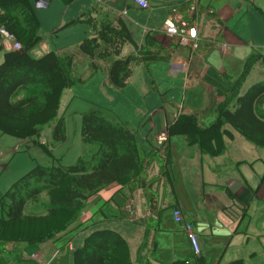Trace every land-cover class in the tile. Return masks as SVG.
Masks as SVG:
<instances>
[{
	"label": "crops",
	"instance_id": "obj_1",
	"mask_svg": "<svg viewBox=\"0 0 264 264\" xmlns=\"http://www.w3.org/2000/svg\"><path fill=\"white\" fill-rule=\"evenodd\" d=\"M148 1L147 7H141L134 0H31L45 50L73 52L74 71L83 79L65 89L61 99L66 94L69 105L77 98L83 100L88 108L80 114L93 105L105 107L109 116L130 126L146 151L155 147V133L165 130L179 112L197 114L202 126L211 123L217 103L240 74L246 57L252 52L264 54V0ZM93 7H101L102 16L124 20L138 42L152 33L166 50V58L136 64L123 88L112 87L107 81L112 58L101 60L92 71L90 61L78 49L80 41L90 34V27L83 21L71 23ZM171 14L187 22L181 41L164 28ZM1 43L5 49L12 47L4 38ZM132 50L131 44H125L122 54ZM262 65L255 63L251 71L260 74ZM242 88L243 84L241 92ZM21 142L31 147L25 140ZM17 147L15 139L5 148L0 145V190L10 186L14 173L31 165L30 160L18 157L21 153H16ZM167 150L170 183L159 186L154 203L156 211L160 210L156 229L147 230L135 222L148 213L144 192L137 190L125 198L115 193L118 185L111 184L88 200L81 216L85 220L103 207L111 218L73 237L62 233L39 244L8 243L0 264H73L74 248L94 228L118 231L128 243L130 264H226L235 259L257 264L252 261L256 252L247 215L252 206L264 207V174L256 180L264 167L252 160L264 159V152L230 153L227 143L222 154L210 156L196 145H188L182 135L169 137ZM6 157L10 158L3 163ZM12 163L16 171L9 172ZM156 171L154 166L152 172ZM129 207L132 216L126 214ZM173 207H179L184 221L192 223L201 249L198 257L193 256L182 223L175 221ZM95 219L101 220L98 216Z\"/></svg>",
	"mask_w": 264,
	"mask_h": 264
},
{
	"label": "trees",
	"instance_id": "obj_2",
	"mask_svg": "<svg viewBox=\"0 0 264 264\" xmlns=\"http://www.w3.org/2000/svg\"><path fill=\"white\" fill-rule=\"evenodd\" d=\"M261 14L264 17V12ZM81 21L90 27V34L80 41L78 49L90 61L92 71L101 60L112 58L107 69V81L112 87L123 88L136 64H149L167 56L152 33H146L142 42L136 41L124 20L102 16L101 7H93L86 16L80 14L71 23ZM2 27L14 34L20 47L6 49L0 62V134L25 140L44 152L50 162H36L0 195V256L8 243L39 244L62 233L73 237L111 218L103 207L85 220L81 217L88 200L111 184H117L115 193L125 198L143 191L148 213L135 222L144 224L147 230L156 229L160 210L156 211L154 203L159 186L170 183L168 144L163 150L155 146L146 151L125 121L109 116L105 107L93 105L81 113L80 135L82 142L94 148L82 152L74 163L63 164L42 133L49 124L54 142L66 138L64 115L59 114L61 95L83 82L74 71V53L50 50L37 58L30 55V49L42 38L31 0H0ZM1 42L0 35V48ZM125 44L133 46L128 54H122ZM257 62L264 63V54L252 52L246 57L240 74L217 103L211 123L202 126L197 114L179 112L167 123L168 138L182 135L201 153L217 156L226 149L225 138L234 137L233 129L264 147V80L241 92ZM154 166L156 173L152 172ZM126 214L132 216L128 209ZM73 264H130L128 243L114 229L94 228L74 248ZM226 264L244 263L235 259Z\"/></svg>",
	"mask_w": 264,
	"mask_h": 264
},
{
	"label": "rangeland",
	"instance_id": "obj_3",
	"mask_svg": "<svg viewBox=\"0 0 264 264\" xmlns=\"http://www.w3.org/2000/svg\"><path fill=\"white\" fill-rule=\"evenodd\" d=\"M41 34V32H40ZM42 35V34H41ZM44 38L42 37L40 42L32 47L29 51L30 55L34 58H37L46 52L50 51V49L45 50L44 45ZM7 44H4L6 46ZM5 47L0 48V62L3 59V52L5 51ZM261 67H264L262 65ZM264 80V68H261L260 74H257L255 70L251 71V73L246 78L245 82L243 83L242 92H244L252 83L257 81ZM66 91V90H65ZM64 91V92H65ZM70 99L66 94L62 96L61 99V109L59 111L60 115H64L65 126H66V138L64 141L61 142H54L51 138V128L48 125L45 126L43 130V137L46 141H48L54 155L56 157H60L61 162L63 164H72L75 162L76 158L85 150H92L94 148L93 144L84 143L81 140L80 135V112L86 110L88 107L83 100L79 98L75 99L74 102L69 105ZM233 130V129H232ZM5 138L0 139V145L5 148L9 146V143L12 139H15V143L18 144L16 153H21L18 157H23L25 161L30 160L31 165L21 171H18L13 174V163L9 166V172L13 171V176L10 178L12 181L11 183L18 178L20 175L27 172L32 166L38 162L41 164H47L50 162L49 157L42 152L39 148L36 147H27V145L23 144L21 140L13 138L9 135L2 134ZM234 135H236V139H226V146L228 143V151L231 153H243V152H264V147H260L255 145L254 143L248 141L243 136H241L238 132L234 130ZM9 139V140H6ZM14 144V143H13ZM12 146V145H11ZM11 156V154H10ZM10 157H6L3 159V163L7 162ZM253 163H258L261 167H264V159H258L255 157ZM256 160V161H255ZM252 163V164H253ZM12 169V170H11ZM259 166L256 167V172H259ZM238 173V170L236 172ZM16 174V175H15ZM261 175L256 178L257 181H260ZM5 175H8L7 172ZM1 177V176H0ZM10 177V176H9ZM2 180H0L1 182ZM3 189L0 190V195L7 189V187H1ZM5 188V189H4ZM132 209V208H131ZM250 218V237L252 242L255 246L256 254L253 257L252 261H255L257 264H264V207L252 206L249 210L247 218Z\"/></svg>",
	"mask_w": 264,
	"mask_h": 264
},
{
	"label": "built area",
	"instance_id": "obj_4",
	"mask_svg": "<svg viewBox=\"0 0 264 264\" xmlns=\"http://www.w3.org/2000/svg\"><path fill=\"white\" fill-rule=\"evenodd\" d=\"M135 3H137L141 7H147L149 5L148 0H134ZM187 22L185 20H182L181 18L176 17L175 14H171L164 22V28L166 32L171 36H176L179 38V40L184 39V35L187 31ZM0 35L2 39H6L9 41L14 48L20 47V42L15 38L14 34L6 30L5 28H0ZM222 48L224 50L227 49L226 44H221ZM169 138L167 135L166 130H160L155 133V146H158L160 150H163L166 145L168 144ZM129 211L133 215V212L131 208L129 207ZM172 215L175 219V221L182 223L183 229L185 230L189 242L190 247L194 255H199L201 252L200 244L198 241V236L196 231L194 230V227L192 223L188 221H184L182 212L179 207H175L172 210Z\"/></svg>",
	"mask_w": 264,
	"mask_h": 264
},
{
	"label": "bare ground",
	"instance_id": "obj_5",
	"mask_svg": "<svg viewBox=\"0 0 264 264\" xmlns=\"http://www.w3.org/2000/svg\"><path fill=\"white\" fill-rule=\"evenodd\" d=\"M194 71V70H193ZM173 103V102H172ZM153 227V226H152ZM146 232V231H145ZM140 246V245H139ZM141 256V255H140ZM194 256V255H193Z\"/></svg>",
	"mask_w": 264,
	"mask_h": 264
}]
</instances>
